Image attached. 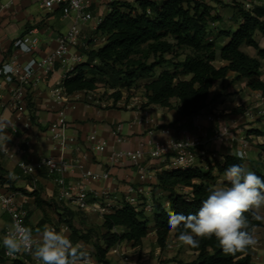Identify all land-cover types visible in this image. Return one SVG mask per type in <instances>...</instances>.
<instances>
[{"label":"crops","instance_id":"obj_1","mask_svg":"<svg viewBox=\"0 0 264 264\" xmlns=\"http://www.w3.org/2000/svg\"><path fill=\"white\" fill-rule=\"evenodd\" d=\"M111 1L113 0H93L88 8L92 18L79 22L82 40L88 41L92 36L98 23L108 12ZM206 1L215 6L214 11L219 12L216 2ZM241 1L246 4L252 0ZM0 6V68L13 57L23 65H33L40 57L56 48L58 35L66 33L73 20L72 15H64L61 9H47L42 0H0ZM230 24L227 26L223 18L212 22L213 35L220 28L237 26L235 21L233 25ZM30 31L39 38V47L34 53H25L18 42ZM255 37L257 38V34ZM100 43L98 40V44ZM71 51L74 53L78 49L73 47ZM83 60L84 55L81 58V61ZM77 63L59 60L51 73L43 75L38 82L27 84L0 72V115L9 113L16 125L15 129H7L11 139L7 141L6 148H0V168L5 171L6 177L12 179L14 187L18 188L13 191L27 213V225L32 228L34 235L37 230H42L44 225L56 227L57 230L66 227L70 235L71 229L66 219H72L77 228L87 229L90 226H100L104 215L99 210L85 211L71 201L60 199L59 187L45 167L31 175L23 173V165L33 164L43 157L66 159L70 164V171L66 175L67 184L73 187L85 185L89 203L103 205L108 212L121 204L129 186H132L138 195V203L144 202L145 206L152 203L154 196H159L160 191H152V185L156 183V173L169 168L168 159H153L148 150L140 164H134L128 159L122 163L115 159L114 155L122 149L136 148L141 141L151 137L150 130L156 131L155 135L160 138H167V135L160 133L161 127H170V135L178 139H199L201 149H205L208 154L216 153L219 157L242 149L244 139L251 140V145L246 150L245 165L249 166L250 171L254 167L264 170V150L258 146L264 143V135L249 134L248 131L243 133L241 127L236 128L241 119L240 115L246 118L257 113L247 109L244 113L237 111L226 115L237 107L240 101L244 103L256 99V96L261 94L247 87L245 81L233 80L236 75L234 71H229L225 78L215 82L211 88V94L215 98L209 105L195 115L181 118L174 107L145 105V97L143 101L124 102L120 99L115 102L113 98L104 100L97 94L99 88L94 91H76L59 100L53 89L60 83L63 85L66 74ZM214 63L221 66L227 61L221 59L218 51ZM29 97L35 104V114L40 126L30 119L27 107ZM61 109H64L66 114V133L75 138L64 146L52 138L49 130V125L56 120ZM258 110L261 112V109ZM146 111L149 113V121L145 118ZM209 115H212L213 119H208ZM223 128L227 129L228 133L216 138L215 131ZM94 132L106 141L104 150L96 149L89 140V136ZM119 137L122 140H118ZM196 160L201 161V157L196 155ZM88 170L99 174L107 172L109 177L105 179L85 175ZM222 178H219V181ZM33 191H37L44 200L42 205L36 204L35 196L30 194ZM261 214L264 215V211ZM10 220V214L0 203V247L4 251L2 239ZM256 237L258 243L252 248L253 259L259 264H264V220L262 226L256 227ZM156 239L155 231L151 230L141 246L121 242L114 245L108 255H113L115 261H118L116 264H144L141 261L145 258L131 261L128 247L142 253L152 252L154 257L150 264H186L197 256L195 251L180 242L173 233L164 249L158 246ZM81 243L92 253V245ZM114 248H117L118 252H114ZM92 257L95 264H100L93 255ZM20 259L24 260L25 264H38L29 254H23ZM9 263L10 260L7 264Z\"/></svg>","mask_w":264,"mask_h":264},{"label":"trees","instance_id":"obj_2","mask_svg":"<svg viewBox=\"0 0 264 264\" xmlns=\"http://www.w3.org/2000/svg\"><path fill=\"white\" fill-rule=\"evenodd\" d=\"M224 4L233 9L237 26L220 28L213 35L211 23L222 17L206 0L111 1L108 12L87 41L88 47L81 51L85 60L75 64L64 78L66 94L94 91L105 82L116 88L112 95L116 102L122 98V88L130 90L136 80L148 78L144 84L145 105L174 107L181 118H187L209 105L215 98L211 94L215 82L234 71L233 80L245 81L247 87L264 97V47L255 37L257 32L264 35V2L251 7L241 0ZM244 47H253L256 55L249 54ZM184 49L189 52L180 58ZM218 51L221 59L227 61L225 65H215ZM27 107L31 121L40 126L30 97ZM248 133L264 135V128L249 129ZM258 146L264 150V143ZM246 159L241 160L233 152L207 158L205 164L162 169L152 185V191L159 190L160 194L152 198L151 216L144 202L134 205L124 198L119 206L104 213L100 226L80 229L72 219H66L70 239L92 245L91 254L100 264H111L108 253L114 245L128 242L141 246L151 230L155 231L158 246L164 249L173 233L166 210L195 213L207 198L208 189L223 177L224 170L231 164H246ZM252 171L264 178L263 169L254 167ZM0 185L18 190L1 168ZM30 194L35 196L37 205H42L44 200L37 191ZM252 224L255 228L262 226L263 220ZM189 248L197 256L186 264H259L253 259L251 247L244 253L225 255L214 237L201 239L197 247ZM9 260V264H25L20 258L6 257L0 247V264Z\"/></svg>","mask_w":264,"mask_h":264},{"label":"clouds","instance_id":"obj_3","mask_svg":"<svg viewBox=\"0 0 264 264\" xmlns=\"http://www.w3.org/2000/svg\"><path fill=\"white\" fill-rule=\"evenodd\" d=\"M21 50L30 51L27 42H20ZM6 73L16 71L13 64L4 66ZM16 128L7 112L0 115V148H6L11 139L8 128ZM244 158L241 154L240 159ZM208 196L192 214L166 210L169 230L186 246L197 247L201 239L215 238L225 255L244 253L257 243L256 228L252 221L264 220V178L250 171L245 164H231L223 178L208 189ZM9 211H12L9 209ZM251 217V219L249 218ZM10 231L3 236L6 255L29 254L38 264H95L85 244L74 243L69 230L44 225L33 234L30 227L15 218Z\"/></svg>","mask_w":264,"mask_h":264},{"label":"built area","instance_id":"obj_4","mask_svg":"<svg viewBox=\"0 0 264 264\" xmlns=\"http://www.w3.org/2000/svg\"><path fill=\"white\" fill-rule=\"evenodd\" d=\"M93 0H42V4L49 10L58 8L61 9L64 15H72L73 20L68 29L64 34H60L57 37L56 48L40 57L34 62L33 65H23L16 57L11 58L6 63H3L0 68V72H4L10 78H15L22 83H35L41 80L43 75L49 74L53 71L54 65L59 60H67L71 64L81 61L83 56L82 50L86 49L87 41H84L80 37L79 22L87 19H91L92 15L88 11ZM246 6H250V3H246ZM1 8V6H0ZM27 42L31 53H34L39 47V38L33 34V31L25 34L18 42ZM77 47L78 51L72 53L71 49ZM6 64H13L16 71L14 73H6L4 66ZM54 95L59 99L63 100L66 92L64 86L60 83L53 89ZM262 108H264V97L260 99ZM260 113V111H259ZM146 121H149V113L145 112ZM208 119H213L212 115L208 116ZM119 129V125L117 127ZM49 130L53 139H57L63 146L70 141H74L75 138L67 135V120L65 110L59 111L58 117L55 121L49 125ZM161 134H165L168 137L163 139L158 137L156 131L150 130L147 139L141 141L136 148L122 149L115 153L114 158L120 160L122 163L125 159H128L134 164H140L145 157V153L149 152L153 159H168V167H187L199 164H205L207 158L212 159L217 157L216 153L208 154L205 149L199 147L200 140L197 138H181L178 139L170 135V127H161L159 129ZM228 133V130L217 129L215 131V137L221 138ZM89 140L93 142L94 146L98 150H104L107 143L104 139L99 138L94 132L89 136ZM122 140V138H118ZM243 148L235 151L238 155L243 154L244 158L247 157L246 150L251 145L246 139L243 140ZM196 155L201 157V161L196 160ZM45 167L48 174L53 176L55 183L59 187V198L65 201H71L78 208L88 210H99L100 212L107 213L108 209L100 204H90L89 195L85 185L73 187L67 184L66 175L70 171L69 162L63 157H43L33 164H26L22 166L23 173L31 175L36 170ZM143 169V167H141ZM85 175L92 176L94 178H105L109 177L107 172L99 174L92 171H87ZM125 199L136 205L138 204V195L132 186H129L125 190ZM0 203L10 214V225L5 230V235L11 230L14 223L13 213L15 218L22 221L24 226H27V213L23 209L22 205L17 201L16 192L8 189L6 186L0 185ZM146 210L151 209V204L145 206ZM11 209L12 211H9ZM114 252H118L117 248L113 249ZM23 254H17L15 258H11L6 255L9 259L20 258Z\"/></svg>","mask_w":264,"mask_h":264},{"label":"rangeland","instance_id":"obj_5","mask_svg":"<svg viewBox=\"0 0 264 264\" xmlns=\"http://www.w3.org/2000/svg\"><path fill=\"white\" fill-rule=\"evenodd\" d=\"M227 1L231 2L233 0H227ZM253 1L254 0L249 2L250 6H246V7H251L253 4H255V2H253ZM258 1H264V0H258ZM213 2H215V1H213ZM224 3H225L224 1H223V3H217V7H219L218 13L221 15V17L223 19H225V23L227 26L230 23H231L230 25H233L232 23L235 21V18L233 16V10L231 9V6L226 5ZM256 39L258 40L259 44L262 47H264V35H262L260 32H257V38ZM244 50L247 51L249 54L256 55V50L253 47H244ZM188 52L189 51L187 49H184L182 51L180 58H183L184 55ZM262 73H263L262 76L264 78V59L262 60ZM147 80H148V78H140V79L136 80L135 83L132 85V88L130 90L122 88L121 89L122 101H124V102L125 101H131V100L143 101V99L145 97L144 84ZM99 89L100 90H99V92H97V94L99 95V97H101L104 100H109L110 98H112L113 93L116 91V88H111L105 82H102L99 84ZM261 97H262V95L258 94L256 96V99H252V100L250 99L248 101H245L244 103L242 101H240L239 105H237V107L233 108L230 113H226V115L233 114L235 112L234 109H238L240 113L241 112L244 113L247 109H251L252 111L257 113V114L252 115V116H246V118L245 117L242 118L241 115L239 116V118H241V119H240L239 124L236 126V128L241 127L243 129V133H246V131H248L249 129H253L255 127L257 129H263L264 128V112H263L264 108H261V105L258 104V103H260ZM258 109H261L260 113H259ZM256 115H258L259 117H256ZM248 119H250V120H248ZM248 125H254V126L248 127ZM249 142L251 143V140H249ZM246 166L249 169V166L248 165H246ZM147 213L149 216H151L150 210H147ZM262 213H263V211H262ZM94 221H95V223L97 222V216H96V218H94ZM128 251H129V256L131 257V261H134V260L137 261V260H141L142 258H145L141 262L144 264H150L153 257H154L152 252L142 253L141 251H139L137 249H132V247H128ZM109 255L108 256L111 258L108 257V259H110V261H112V263H114V264L118 263V261H115L112 254H109Z\"/></svg>","mask_w":264,"mask_h":264}]
</instances>
